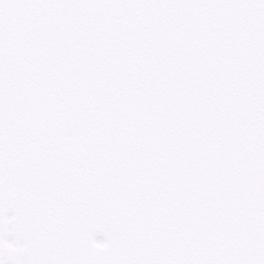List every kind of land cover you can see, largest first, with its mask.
I'll return each mask as SVG.
<instances>
[{
  "label": "snow or ice",
  "instance_id": "6c2138e0",
  "mask_svg": "<svg viewBox=\"0 0 264 264\" xmlns=\"http://www.w3.org/2000/svg\"><path fill=\"white\" fill-rule=\"evenodd\" d=\"M0 264H264V0H0Z\"/></svg>",
  "mask_w": 264,
  "mask_h": 264
}]
</instances>
